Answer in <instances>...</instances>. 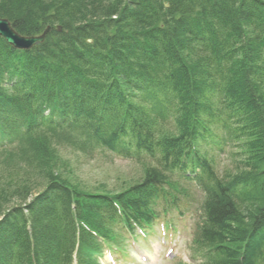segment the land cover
<instances>
[{
	"label": "trees",
	"instance_id": "1",
	"mask_svg": "<svg viewBox=\"0 0 264 264\" xmlns=\"http://www.w3.org/2000/svg\"><path fill=\"white\" fill-rule=\"evenodd\" d=\"M100 1L102 5L94 4L93 0H0V17L9 20L19 34L39 35L52 26L47 42L32 50L34 56L55 53L59 57L65 50L70 62L76 59L87 64V79L93 83L83 82L84 90L81 91L74 78L65 74L74 75L72 68L52 71L43 68L33 55L30 56L35 60L30 61L24 52L13 50L22 58L21 71L31 74L14 79L15 91H11L7 81L0 77V127L6 138L17 141L18 145L22 143L19 149L7 152L9 159L1 166L6 179L0 177V264H74L75 253L78 264H89L88 253L98 252L102 248L101 240L110 243L119 228L131 230L136 223L151 224L157 217L154 205L158 201L164 200L168 207H175L180 200L178 196L186 191L174 178L176 171L170 164L176 162L174 159L181 153L185 155L190 144L182 148L183 137L192 133L201 119L190 115L195 110L193 105L192 108L187 105L190 111L185 114L176 102L170 104L169 112L161 106H168L171 100L168 90L177 93L179 100L184 102L194 85L192 97L198 98L208 92L209 104H213L209 90L216 83H220L224 93L227 89L234 93L235 101L241 105L242 117L247 119V129L259 138L253 149L248 150V159L239 157L221 179L207 166L206 174L215 187L211 188L210 182L205 184L209 193L204 206V223L199 228V236L197 234V248L205 256L206 264H264V99L257 98L255 93L256 87L261 86L256 76H262L264 71V55L260 56L261 47H264V13L255 9H263L264 0H231L232 8L244 1L253 2L254 6L243 7L244 11L247 7L252 8L249 11L253 18L242 29L237 27L242 19L232 8L223 7L226 9L222 10L219 7L210 11L207 8L209 0ZM254 18L257 22L252 21ZM107 20H116L108 27L109 35L120 38L123 45L120 53H131V60L136 57V61H141L151 54V49L145 44L130 49L125 45L128 37L138 41L148 39L154 47L159 46L155 48L159 59L153 62V69L138 77L144 83L155 85L161 94L152 97L149 101L151 112L143 118L135 113L142 107L136 98L128 100L127 94L119 95L116 84H102L107 76L124 70L116 67L102 76L103 72L97 69L95 62L89 60L101 50L102 53L110 52L119 44L115 41L108 49L102 48L103 44L97 41L101 23ZM207 20H211L213 29L217 25L216 30L222 34L231 32L228 39L221 40L225 45L232 41L229 48L217 44L214 36L209 40L196 38V33L202 35L200 27L207 26ZM58 27H62V32L57 30ZM250 34L255 38H248ZM76 44L79 51L81 48L84 53H89V59L80 53L75 55L72 48ZM202 48L228 54L226 70L216 74L218 77L207 76L209 56L201 51ZM8 53L0 52V59L7 60ZM127 58L121 57L126 60V65ZM108 62L109 57L106 58ZM156 67L164 69L160 80L154 76ZM231 76L232 80L229 79ZM100 86L117 94L112 96L111 93L106 99L109 107L115 110L112 114L117 115L118 108L124 115L122 118L132 124L126 131L120 128L123 127L122 120L116 128H106L113 132L108 135V140L103 139L98 130H105L100 121V115L105 111L102 101L99 102ZM81 98L86 99L84 103L88 110L97 111L92 112L89 122L77 111L81 107ZM121 98L128 101L127 107L116 103ZM46 107L67 113V122H58V126H54L52 121L41 119ZM72 110L77 116H69ZM166 111L177 114L170 126L166 124ZM4 114L10 118H5ZM120 136L127 145L136 140L139 155L123 154L118 145ZM94 143L127 158L138 159L144 169L142 179L115 192H96L80 188L78 184L73 188L65 173L57 171L62 166L61 149L69 145L84 150ZM198 154L197 151L195 156ZM16 161H20L26 171L21 169L24 174L13 179L8 172L14 170ZM248 164L251 165L249 171ZM240 174L249 177L252 188L247 194L250 206L245 211L238 210L221 190L224 180L230 181ZM86 197L88 200L84 201ZM25 213L29 216L27 220L23 217ZM242 242L246 244L245 249L233 247Z\"/></svg>",
	"mask_w": 264,
	"mask_h": 264
},
{
	"label": "bare ground",
	"instance_id": "2",
	"mask_svg": "<svg viewBox=\"0 0 264 264\" xmlns=\"http://www.w3.org/2000/svg\"><path fill=\"white\" fill-rule=\"evenodd\" d=\"M208 4L209 5L207 6V8L210 11L211 10L216 11L217 9H219V7L221 8L228 7L229 9H231L233 6V2L231 0H209ZM252 4L253 2L247 3V1H244L243 3L239 4L238 7L232 8V10H234V12L238 14L239 18L242 19L240 20L241 23L240 22L238 23L239 26L237 25V27H240V29L244 28L246 24H248L250 19L253 18V15H251L249 11V9H252V8L247 7L246 11H244V8H243L245 5L254 6ZM262 8L263 9H255V10L264 13V1L262 4ZM225 9L226 8H223L222 10H225ZM123 16L126 17L125 15ZM112 18L116 19V16H113ZM207 21L211 22V20H207ZM252 21L257 22V19L254 18V20ZM115 22L116 20H107L101 23L100 32H98L97 30L99 34L97 36L98 37L97 41H100L101 44H103L102 48L108 47V49H109V46L114 45L115 41H118L119 44L117 45L116 49L113 48L111 49L110 52L109 50H106L107 52L105 53L103 52L104 54L102 53V50H101L98 55H95V56L93 55L94 59H89L88 58L89 53L87 52L84 53V51L81 48L79 51L78 44H76V46H74V48L72 49L75 50L74 52L75 55L80 53V55H85V57L88 58L89 60H93L95 62V66L97 67V69L103 72L102 76H105V74L112 71V69L116 67L120 71L124 70V72L121 71L120 74L115 73L110 76H107L103 80L102 84L104 85H106L105 83H110L111 85L116 84L117 93L119 95H121L122 93H124L125 95L127 94L129 96L128 100L132 98H136L139 101L138 103H140L142 107H140L139 110L136 111L135 113L139 116H142L143 118L144 116H147L151 112L149 101L152 99V97L157 98L158 95L161 96V94L158 93V89L155 88V85H153L152 83L151 84L142 83V81L138 77L145 71H151L153 69V62H157V59H159L156 54L157 53L156 49L159 48V46L155 45L156 47H154L151 42L147 41L148 39H140L141 41L140 42L136 40L135 38L128 37V44H125V45L129 47L130 49H132L134 45H138V44L140 45L145 44L151 49L150 51L151 54H148L146 57L141 58V61H136L137 60L136 57L133 58L134 60H131L130 59L132 58L131 53L127 51L120 53V50L123 46L120 43V38L115 39L109 35L108 27H110V25ZM190 22H192L191 18H190ZM210 22L206 23L207 26L200 27V29L201 28L203 29V32L202 31L200 32L202 35L196 33L195 32L196 30H194V32L197 35L196 38L209 40V38L211 39L210 36H214L215 42L217 44L225 45L226 43L221 40L228 39L229 36L231 35V32L228 31L225 34H222L221 31L216 30L217 25L215 26V29H213L214 25ZM21 36L25 38L26 40H28L29 38L35 37V35H30V36L21 35ZM231 38H233V36L230 37V40ZM248 38H251V39L255 38V35L250 34ZM142 40H146V41H142ZM45 41L47 42V38ZM45 41L42 42L40 45L34 44L30 48L23 50L24 54L26 56L28 55V59L30 61L36 59L35 60L36 62L39 61V63H41L42 66L44 65L43 68L48 67L52 69V71H58L59 68H63V71L66 68H72L70 70L74 72V75H72V73H67V72H65V74H68L69 77H71L72 79L74 78V80L77 82V85L81 91L84 90L83 82H88L89 84H93L91 80L87 79L88 74H89L87 64L82 63L80 60H76V59L75 61L72 60V62H70L71 59L70 60L68 59L69 56L65 54V50L62 51L63 55H60L59 57H58V54H55V53L54 55L48 54V55L34 56V52H32V50H34L35 47L43 45ZM231 42L232 41H228L227 42L228 44L225 45V47L229 48L231 46ZM190 44H192L191 39H190ZM62 45L63 47L68 46V45L65 46L64 44ZM60 47L61 46H58V48ZM261 48L262 49L260 52V56L264 55V47H261ZM13 50H15V47L10 43L6 34L0 32V52H4V53L10 52L8 53L9 55L6 58L7 60L0 59V77L7 81L11 91L16 90V86L13 83L14 79L24 78V75L27 77L28 75L30 76L31 74L28 72L21 71V68L23 66L22 58L19 56V53L16 54L15 52H13ZM115 51L117 53H115ZM201 51H203L209 56L208 61H207L208 64L206 68L210 70V72L207 73L208 77L212 75L215 77H218L217 75H219V73L222 70H226V59L228 57L227 53L217 52V51L210 52V50L206 48H202ZM158 52H160V50ZM30 55H33L35 59H33ZM125 56L129 57V59L127 58L129 60L128 65H126V60L121 59V57H124V59H126ZM12 57L13 59H11ZM107 57H109L108 63H106ZM2 61L4 62L1 64ZM89 64H93V63L89 62ZM262 74H263L262 76L260 74L256 76V81L259 82L261 86L256 87L255 93H256L257 98L264 99V71L262 72ZM163 75H164V69L162 70L161 67L160 68L156 67V74H154L155 78L160 80V78H162ZM229 79L232 80L233 76H231ZM203 84H204V80H203ZM4 86H7V85H4ZM102 87L100 86L98 88L99 95L101 98L99 102L101 101L103 102V99H109L111 95V93L107 89H104ZM195 89L196 87L194 85L192 90L190 91L191 95H187L184 98L185 100L184 102L179 100L180 99L179 95H177V93L175 92L173 93L170 89L168 90V94L170 95L171 100L169 101L168 106L165 104H162L161 106L164 110L168 111V107L171 108L170 104L176 102L178 105H181V107H183L182 112L183 114H185L188 111H190V109H187V105H188V108H192V105H193L195 106V110L192 111L190 115L197 119H201V123L196 124L193 132L192 133L188 132L187 135L183 137L182 148L184 147V145L190 144V147L186 148L185 150V155H184V152L181 153L178 159H174L176 162H173L170 165L173 166V169L176 172L183 174L185 177L189 178L192 181H198L199 183H203V185H205L207 182H210L211 188H212L215 186H214V183L208 179V175L206 174L207 166H209V168L214 173L216 171L219 172L220 175H225L227 171L225 170V167H222L218 162L215 161L213 153L211 152L212 153L211 155L209 151L201 154L200 156L201 160H199L198 162H195L196 166L193 169L190 168V164L194 163L192 158L195 156L198 149L200 147L209 149V147H207L205 144L201 145L202 142L207 139L208 141H210L217 147L221 145V148L219 149L221 152H224L226 148H230L231 151L234 152V156H236L237 158L241 157L242 160L246 161L248 159L247 158L248 150L253 149V147L255 146V142L259 137L258 135H256V133H253L252 135V133L247 129V119L242 117L241 105L235 101L233 92L229 93L227 89L226 92L228 93L226 92L224 93V89H222L220 83L218 84L216 83L210 87V90L208 88L206 89L210 91V93L212 94L211 96L214 100L213 104H209V100H208L209 93L208 92H204V94L201 97L199 95L198 98L192 97V94L195 91ZM81 93H84V92H81ZM130 93L132 95H130ZM116 95H117L116 93L114 92L112 93V96H116ZM85 100L86 99H83V100L82 98L80 99L81 107L80 109L78 108L77 111L87 122H89L91 121L92 112H97V111L96 109L88 110V108L85 106V103H84ZM196 101L197 103H195ZM110 102L113 104L118 103V101L116 103L115 101H110ZM103 105H104L105 111L101 113L100 121H101L102 127L105 128V130L101 131L97 127L103 139L108 140L109 139L108 135L112 132V131L106 130V128H111V129L116 128L121 120H122L121 123L123 127H120V128H123L122 130L126 131L132 128V124L130 123V121L122 118L124 117V115H122L119 109L117 111L118 114L115 115V114H112L114 109L109 107V104L106 101H104ZM46 109L47 107L44 109L41 119H48L52 121L54 126H58L56 124L58 122L63 123L64 120L66 119L65 117L68 115L67 113H60L55 109L53 111H51L50 109H47V110ZM167 111L165 112L166 124L170 126L173 124V121H175V119L177 118V114L171 115V113H168L169 111L168 112ZM69 116L71 117L77 116L75 115V110H72ZM4 117L7 119L10 118V116L7 114H4ZM180 120L181 122H183V118ZM74 127H77V126L74 125ZM198 127H200V129H198ZM126 141L129 142V140H126ZM118 145L123 154L135 155V154H138V152H140L139 144L136 140H134V142H131L130 145H127L124 142L123 136H120ZM180 161L186 163V166H182L180 164ZM250 169H251V165L248 164L247 170L249 171ZM71 186L73 188L77 187V185L74 184L73 182L71 183ZM221 190L224 196L230 198L231 202L238 210L242 211L244 209L245 211L246 208H249L250 205L247 203V200H248L247 194L252 191V188H251V184L249 181V177H247L245 174L234 176L230 181L224 180L223 188ZM84 199H85L84 201L88 200L87 197ZM254 201L257 202V200H254ZM228 234L230 235L231 233H228ZM233 247L235 248L241 247L245 249L246 244L242 242V244L234 245ZM153 257L156 260L158 255L154 254Z\"/></svg>",
	"mask_w": 264,
	"mask_h": 264
},
{
	"label": "rangeland",
	"instance_id": "3",
	"mask_svg": "<svg viewBox=\"0 0 264 264\" xmlns=\"http://www.w3.org/2000/svg\"><path fill=\"white\" fill-rule=\"evenodd\" d=\"M93 3L102 5V2L100 0H93ZM20 91L21 90L19 89V92ZM108 91L112 93L110 90ZM104 101H106V99H103L102 103H104ZM127 102L128 101L125 98H121L118 100V105L121 106L122 104H124L127 107ZM116 111H118V108ZM60 153L62 155V166L60 165V170L58 168L57 171L65 173L67 179H69L74 184H78L80 188L84 187L87 190L96 192L100 190L115 192L117 190L121 191V189L128 188L130 185L136 184L142 179V173L144 169H142L140 163L117 159L99 148H96L90 156L84 155L71 148L63 149ZM209 153L212 155L211 151H209ZM223 158L218 159L217 161L222 167L230 165L231 160L228 161L227 159H238L233 155V151H231L230 148H228L227 159L223 160ZM8 159L9 157H7L6 155L0 156V177L2 179H6V172H2L1 166L4 165L5 161L7 162ZM14 163L15 168L13 171L15 172L12 171L8 173H10L11 177L13 176V179H16L24 174V171L26 170L22 165H20V161H16ZM21 169H23L24 171L22 170L21 172ZM23 217L25 220L29 218L28 214L26 213ZM184 224L187 225V227H190V224L188 222H185ZM28 228L31 229L30 223ZM162 231L163 230L161 229V227L155 228L157 237L155 239L156 241L154 242L156 247H163L164 253L162 259L164 263L162 262L161 264H178L179 262H181L180 264H199L196 259H192L191 251H188L187 243L185 241V239H188L189 237L190 229L182 226L178 229V231L174 233H169V231L165 233L164 231ZM159 232H162L161 235L159 234ZM174 245L175 248L173 252L169 256H167L165 254L167 246L168 249L171 250ZM104 256L105 257L102 259V262L106 264L110 260L106 259V257L109 258L110 254L107 252L106 255L104 254ZM87 259L88 261L91 260L90 253H88ZM132 260L136 264L137 259L135 256L132 257ZM118 264L134 263L131 261V257L129 256L128 258H124L122 262H119Z\"/></svg>",
	"mask_w": 264,
	"mask_h": 264
},
{
	"label": "water",
	"instance_id": "4",
	"mask_svg": "<svg viewBox=\"0 0 264 264\" xmlns=\"http://www.w3.org/2000/svg\"><path fill=\"white\" fill-rule=\"evenodd\" d=\"M49 30L50 29H48L42 37L29 38L26 40L13 31L8 21L0 19V32L5 33L10 43L16 48H30L34 44L42 42Z\"/></svg>",
	"mask_w": 264,
	"mask_h": 264
}]
</instances>
